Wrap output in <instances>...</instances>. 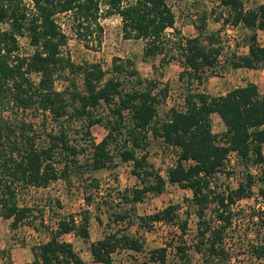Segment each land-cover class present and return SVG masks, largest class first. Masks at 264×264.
<instances>
[{"label": "trees", "instance_id": "trees-1", "mask_svg": "<svg viewBox=\"0 0 264 264\" xmlns=\"http://www.w3.org/2000/svg\"><path fill=\"white\" fill-rule=\"evenodd\" d=\"M220 5L226 9L223 24L264 31V3L250 11L243 10L242 0H220ZM101 6V0H0V106L11 102L18 109L35 108L54 121L63 117L83 120L88 136L91 127L103 125L107 134L99 143H91V161L84 168L93 173L112 166L111 147L116 149L120 162L131 165L130 173L139 182V187L119 194L118 200L130 205V209L148 194L160 195L167 183L188 190L197 218L195 252L200 255V264H229L232 258L225 235L232 226L231 206L252 197L255 186L264 203V94L253 83L217 97L204 92L189 93L183 110L170 108L165 121L154 123L158 107L166 100L168 85L159 88L157 81L141 79L129 59L113 58L109 72L99 63L74 64L62 55L66 35L55 17L69 14L75 24L74 34L81 41L91 39L95 29L99 45L100 18L116 15L120 18L124 40L144 41V59L159 56L161 68L179 59L183 68L179 78L186 77L190 84V81H201L203 70L214 69L222 54L216 37L206 32L208 14L204 12L200 16L195 37L183 38L174 28L175 16L165 0H105V9ZM4 24L7 30L2 29ZM169 29L173 31L171 35L166 34ZM24 31L34 47L29 57L16 54L17 37ZM263 63L264 48L257 44L255 33L249 37L247 53L232 54L229 59L232 69L258 70ZM67 71L79 75L83 84L81 92H70L68 97L66 92L54 88L55 78ZM32 75L38 76V80H33ZM125 80L136 86L124 91ZM102 104L108 107L105 121L94 114ZM212 115H217L224 125L225 130L219 135L212 132ZM59 129L47 134L46 146H38L32 127L22 128L18 134L9 126L0 127V217L10 220L12 229L31 217V209L17 202V187L46 188L59 178L68 180L67 174L55 171L57 155H64L65 171L76 166L77 156L83 149L69 145L63 127ZM149 131L177 151L176 162L168 169L166 179L148 162ZM232 153L241 163L260 167L258 177L246 174L234 190L217 193L212 179L223 172ZM98 186L96 180H91V189ZM86 201L90 203L89 196ZM211 206L215 207L218 226H212L206 219ZM179 210V205H168L136 220L145 231L155 224L177 225L182 240L187 220L179 221ZM108 217L113 223H119L129 215L115 211ZM89 220L88 212L79 221L73 215L59 220L48 240L31 248L30 264H86L72 244L61 237L72 234L87 240ZM257 225L262 237L250 247V257L264 260V209L257 215ZM170 245L150 251L146 264H167ZM173 248L180 263L188 264L189 248L185 243L180 241ZM122 250L140 253L143 242L126 230H114L89 247L93 261L98 264H111L113 255Z\"/></svg>", "mask_w": 264, "mask_h": 264}, {"label": "rangeland", "instance_id": "rangeland-1", "mask_svg": "<svg viewBox=\"0 0 264 264\" xmlns=\"http://www.w3.org/2000/svg\"><path fill=\"white\" fill-rule=\"evenodd\" d=\"M101 0L102 9H105ZM175 16L174 28L183 38H193L197 35L196 26L200 23V16L208 14L206 20V32L213 34L222 47V54L214 69L203 70L202 79L198 83L190 81L186 77L179 78L183 71L180 61L174 60L167 66H159L160 57L152 59L143 58L144 41L124 40L121 32L120 18L116 15L102 16L99 20L102 28L101 43L97 44V35L93 33L87 41L79 40L74 34V26L69 14H61L55 20L66 35V45L61 49L64 57L76 65L83 63H99L103 70L109 72L113 58L129 59L143 80L157 81L159 88L168 85L166 100L158 107V113L154 123L159 124L168 117L170 108L184 109V99L189 93L204 92L210 96H222L228 91L253 83L258 86L261 94H264V63L258 70L232 69L229 59L232 54L241 56L247 53L249 37L255 33L258 45H264V33L252 30L242 25L231 26L223 24L222 18L226 17V9L220 5V0H165ZM243 10H255L264 3V0H242ZM233 28L230 33L226 30ZM7 30L6 24L2 25ZM25 32V31H24ZM172 30L166 31L171 35ZM20 57H29L34 51L29 43L26 32L17 37ZM37 81L38 76L32 75ZM135 85L134 82L125 80L123 90L127 91ZM136 86V85H135ZM57 91L81 92L82 79L68 71L57 76L54 81ZM70 107L68 112H70ZM94 114L101 116L103 121L108 118V107L101 105L95 109ZM126 119L128 117L126 116ZM212 132L221 134L225 128L218 116H211ZM9 126L18 134L21 129L32 127L37 134V145L46 146L47 134L58 132L62 126L68 137L69 145L83 149L77 156L76 166L63 169L67 161L64 155H57L54 168L57 174L65 173L68 180L59 178L48 184L46 188L24 187L16 188V199L19 206L31 209V217L18 228L12 229L11 221L0 217V264H30L33 261L31 248L46 242L49 234L56 229L57 223L69 215H73L77 221L84 212H88L89 238L83 240L72 234L64 235L62 240L72 244L75 251L86 264H98L92 259L89 252L90 244L103 238L114 230H126L132 236L143 242V251H118L112 257L111 264H146L148 253L154 249L171 244L167 250V264H181L178 253L173 248L180 241L188 247L189 263L200 264V255L195 252L198 245L197 218L194 215V207L191 205V193L177 185L166 184L160 195H146L140 203L130 209V205L122 204L118 200L123 190H131L139 187L138 180L131 175V165L120 162L116 149L111 147L114 156L113 165L105 169L90 173L85 169V164L90 163L92 148L91 143H99L107 134L103 125H96L86 132L83 120L68 119L63 117L54 121L50 115L42 114L35 108L18 109L11 102L0 106V127ZM28 132V131H27ZM31 134V133H30ZM11 140L13 138L11 137ZM148 147L146 149L148 162L159 174L166 179V173L171 165L175 164L177 151L167 147L159 137H155L149 131L147 135ZM7 147V146H6ZM4 151H8L5 148ZM264 154V148H263ZM262 168V167H261ZM260 167L252 164L245 165L239 160L230 163L227 161L223 172L216 174L212 179V185L217 193L234 190L244 179L246 174H252L256 179ZM91 180H96L98 189H91ZM254 195L248 199H242L231 206L232 226L227 231L225 244L231 253L229 264H264V260H256L250 257L251 246L260 241V233L257 225V215L264 209V203L257 195L256 186L253 187ZM90 198V203L86 197ZM107 204V205H106ZM168 205H179V221L187 220L186 233L182 240L177 225L155 224L151 230L145 231L138 225L137 217L151 215ZM109 206V209H108ZM130 209V210H129ZM124 212L129 217L119 223H113L108 217L113 212ZM215 207L211 206L206 212V219L212 226L219 223L214 217ZM99 219V221L97 220ZM185 264V263H184Z\"/></svg>", "mask_w": 264, "mask_h": 264}, {"label": "built area", "instance_id": "built-area-1", "mask_svg": "<svg viewBox=\"0 0 264 264\" xmlns=\"http://www.w3.org/2000/svg\"><path fill=\"white\" fill-rule=\"evenodd\" d=\"M232 30H233V28H231V29L227 28L226 32L230 33ZM258 32L264 33V31H260V30H258ZM259 46L264 48V45H259ZM229 160H230V163H233L234 161L238 160L236 154L235 153L230 154ZM173 166H174V164L171 165L170 167H173Z\"/></svg>", "mask_w": 264, "mask_h": 264}, {"label": "crops", "instance_id": "crops-1", "mask_svg": "<svg viewBox=\"0 0 264 264\" xmlns=\"http://www.w3.org/2000/svg\"><path fill=\"white\" fill-rule=\"evenodd\" d=\"M237 70H239V69H237ZM217 116V115H216Z\"/></svg>", "mask_w": 264, "mask_h": 264}]
</instances>
